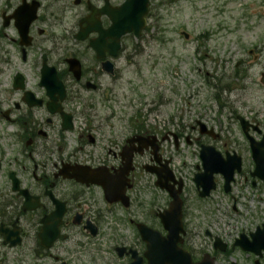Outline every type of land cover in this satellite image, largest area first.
I'll return each instance as SVG.
<instances>
[{"label":"flooded vegetation","instance_id":"1","mask_svg":"<svg viewBox=\"0 0 264 264\" xmlns=\"http://www.w3.org/2000/svg\"><path fill=\"white\" fill-rule=\"evenodd\" d=\"M126 2L0 0V264H72L82 238L150 264L140 228L168 237L176 199L192 264H264L263 247L243 246L264 230L243 213L263 200L261 124L244 134L248 158L202 120L149 125L110 107L135 36L113 30Z\"/></svg>","mask_w":264,"mask_h":264},{"label":"rangeland","instance_id":"2","mask_svg":"<svg viewBox=\"0 0 264 264\" xmlns=\"http://www.w3.org/2000/svg\"><path fill=\"white\" fill-rule=\"evenodd\" d=\"M151 2L154 13L143 36L131 38L133 48L120 62L118 99L109 106L125 117L138 113L149 125L202 120L236 140L249 158L237 117L264 126V0ZM251 206L243 213L261 217L250 226L263 223L264 195ZM82 243L72 264H128L104 240Z\"/></svg>","mask_w":264,"mask_h":264},{"label":"water","instance_id":"3","mask_svg":"<svg viewBox=\"0 0 264 264\" xmlns=\"http://www.w3.org/2000/svg\"><path fill=\"white\" fill-rule=\"evenodd\" d=\"M149 5L150 0H127L122 7L116 9V13L113 16L115 23L113 30L117 34V39H120L128 32H134L137 38H140L142 30L147 25L146 17L150 11ZM183 35L185 38L189 37L187 32H183ZM118 46L120 45L118 44ZM239 119L241 121L243 131L248 134L247 131L251 123L248 120L245 121L242 117H239ZM200 125H202L203 128H206L203 122H201ZM254 128L257 129V126H254ZM250 142L252 155L257 166L254 175H258L264 179V140L256 141L254 138L250 137ZM202 157L204 159V167L207 170L210 169L209 165H212L215 161L217 162L216 158L211 155L203 153ZM239 166L240 165L238 163L237 167ZM221 167L226 168L225 165H221ZM122 171L124 172V169ZM232 172L233 171L227 173L229 178H231ZM180 210L181 205L176 199L175 202H172L171 209L168 212V215L172 216L171 219L167 222L165 221V218L163 219V221H165V228H167L170 232L167 238H163L159 233L155 232L151 228H140L143 239L148 242V252L152 253V256H149L150 264H192L189 260V256H186L178 249V242L181 241L180 234L183 232V227H181V217L179 216ZM243 246L246 250L251 252L258 251V248L255 247L264 248V230L253 233V241L245 242L243 243ZM169 247L173 249L171 250ZM174 250L177 251L176 254L174 253ZM121 255H123V253ZM131 264H144L143 258H135Z\"/></svg>","mask_w":264,"mask_h":264}]
</instances>
